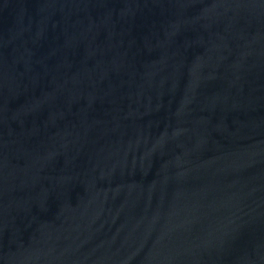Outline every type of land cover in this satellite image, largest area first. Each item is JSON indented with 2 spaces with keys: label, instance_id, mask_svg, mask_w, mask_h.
I'll return each mask as SVG.
<instances>
[{
  "label": "water",
  "instance_id": "obj_1",
  "mask_svg": "<svg viewBox=\"0 0 264 264\" xmlns=\"http://www.w3.org/2000/svg\"><path fill=\"white\" fill-rule=\"evenodd\" d=\"M0 264H264V0H0Z\"/></svg>",
  "mask_w": 264,
  "mask_h": 264
}]
</instances>
